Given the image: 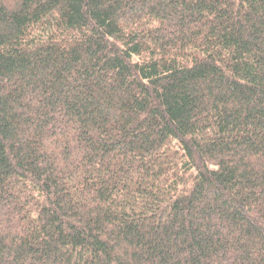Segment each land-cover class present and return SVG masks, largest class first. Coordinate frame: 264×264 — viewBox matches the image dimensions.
<instances>
[{"label":"trees","instance_id":"obj_1","mask_svg":"<svg viewBox=\"0 0 264 264\" xmlns=\"http://www.w3.org/2000/svg\"><path fill=\"white\" fill-rule=\"evenodd\" d=\"M0 264H264V0H0Z\"/></svg>","mask_w":264,"mask_h":264}]
</instances>
